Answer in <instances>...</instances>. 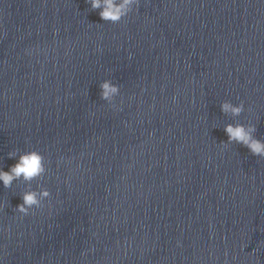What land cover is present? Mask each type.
I'll use <instances>...</instances> for the list:
<instances>
[{
	"label": "water",
	"instance_id": "obj_1",
	"mask_svg": "<svg viewBox=\"0 0 264 264\" xmlns=\"http://www.w3.org/2000/svg\"><path fill=\"white\" fill-rule=\"evenodd\" d=\"M120 86L111 104L100 83ZM244 102L237 117L220 104ZM264 0H0V166L37 150L50 197L0 184V264H264Z\"/></svg>",
	"mask_w": 264,
	"mask_h": 264
},
{
	"label": "clouds",
	"instance_id": "obj_2",
	"mask_svg": "<svg viewBox=\"0 0 264 264\" xmlns=\"http://www.w3.org/2000/svg\"><path fill=\"white\" fill-rule=\"evenodd\" d=\"M92 10H99L100 18L105 22L117 23L133 12L138 6L139 0H86ZM100 97L102 100L112 103L114 97L119 95L120 86L110 79H105L100 83ZM220 109L224 114L232 117L239 116L245 110L244 102L233 104L231 101H224L220 104ZM227 141L222 142L225 147L232 144H239L246 147L253 156L264 158V140L254 136L256 132L255 124L249 122L228 123L224 126ZM9 159H15V163L5 170L0 166V184L4 188H10L14 181H20L25 185V190L21 195L22 203L16 206V212L23 216L29 215L30 210L43 206L42 202L50 197V191L46 187L37 186L38 190L32 188V181L43 176L47 169L45 157L37 150L18 153V150L7 153Z\"/></svg>",
	"mask_w": 264,
	"mask_h": 264
}]
</instances>
